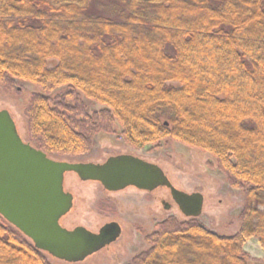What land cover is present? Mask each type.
<instances>
[{
	"label": "trees",
	"instance_id": "16d2710c",
	"mask_svg": "<svg viewBox=\"0 0 264 264\" xmlns=\"http://www.w3.org/2000/svg\"><path fill=\"white\" fill-rule=\"evenodd\" d=\"M18 81L40 90L24 116L48 157L84 155L117 126L135 149L209 154L244 192L235 235L170 217L131 264H248L251 239L264 251V0H0V93ZM0 264L50 263L0 216Z\"/></svg>",
	"mask_w": 264,
	"mask_h": 264
},
{
	"label": "rangeland",
	"instance_id": "374dc122",
	"mask_svg": "<svg viewBox=\"0 0 264 264\" xmlns=\"http://www.w3.org/2000/svg\"><path fill=\"white\" fill-rule=\"evenodd\" d=\"M64 91L65 88H59L51 97ZM36 93H40L38 87L19 81L13 93H0V111H8L22 141L34 148L35 142L30 140L26 130L24 109L31 95ZM76 99L88 114L103 109L79 94ZM69 103L73 105V102ZM115 129V133L97 135L91 150L84 155H52L49 158L70 163L103 164L110 157L131 155L155 164L178 191L202 195V213L196 220L206 230L227 237L238 232L239 216L245 202L244 192L228 186L213 157L172 140H165L157 147L135 149L123 142L117 126ZM63 188L72 195L73 202L70 211L59 221L61 227L67 230L82 227L98 234L104 225L116 222L120 226V235L114 242L75 263L57 260L43 252L50 264H131L135 256L148 248L145 237L155 231L158 223L170 217L179 222L192 219L179 211L165 187L152 192H142L133 187L108 192L99 183L84 182L76 174L66 173ZM164 204L169 209H165ZM243 251L248 256V264H264V251L256 239L247 241Z\"/></svg>",
	"mask_w": 264,
	"mask_h": 264
},
{
	"label": "water",
	"instance_id": "95a60500",
	"mask_svg": "<svg viewBox=\"0 0 264 264\" xmlns=\"http://www.w3.org/2000/svg\"><path fill=\"white\" fill-rule=\"evenodd\" d=\"M66 173L84 182H98L108 192L128 187L152 192L165 187L179 211L197 219L203 197L175 189L155 164L131 155L108 158L103 164L70 163L50 159L24 143L8 111H0V216L20 231L34 247L67 263L83 261L120 235L117 223L104 225L98 234L77 227L67 230L59 221L72 208L73 197L64 191ZM165 209H169L164 204Z\"/></svg>",
	"mask_w": 264,
	"mask_h": 264
},
{
	"label": "flooded vegetation",
	"instance_id": "af4514ba",
	"mask_svg": "<svg viewBox=\"0 0 264 264\" xmlns=\"http://www.w3.org/2000/svg\"><path fill=\"white\" fill-rule=\"evenodd\" d=\"M96 183H98V182H96ZM134 188V187H133ZM136 189V188H135ZM140 191V190H139ZM142 192H147V191H142ZM112 223V222H111ZM113 223H116V222H113ZM120 227V226H119ZM99 233V232H98Z\"/></svg>",
	"mask_w": 264,
	"mask_h": 264
},
{
	"label": "bare ground",
	"instance_id": "6f19581e",
	"mask_svg": "<svg viewBox=\"0 0 264 264\" xmlns=\"http://www.w3.org/2000/svg\"><path fill=\"white\" fill-rule=\"evenodd\" d=\"M89 182H92V181H89ZM138 190V189H137ZM140 191H143V190H140Z\"/></svg>",
	"mask_w": 264,
	"mask_h": 264
}]
</instances>
